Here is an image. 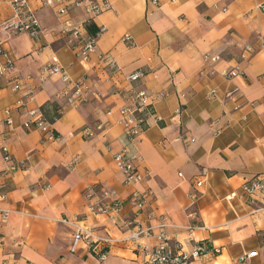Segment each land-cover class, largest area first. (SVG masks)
Returning <instances> with one entry per match:
<instances>
[{"label":"crops","instance_id":"obj_1","mask_svg":"<svg viewBox=\"0 0 264 264\" xmlns=\"http://www.w3.org/2000/svg\"><path fill=\"white\" fill-rule=\"evenodd\" d=\"M11 1L0 0V20L10 15ZM110 3L90 27H105L98 52L115 60L114 72L95 54L88 61L76 57L57 33L54 10L36 1L44 34L35 40L0 33L15 74L27 77L19 92L0 89V133L6 132L13 159L24 163L9 170L0 149V264H148L122 243L110 245L103 261L82 243L71 251L74 228L63 219L79 221L97 237L116 238L126 236L135 221L155 225L162 219L164 231L184 249L192 238L211 247L190 264H264V212L254 211L258 205L248 204L242 190L245 180L264 173V0ZM72 16L82 17L80 11ZM125 33L132 46L121 40ZM53 60L68 83L60 75L38 79L39 68ZM232 68L240 75L225 78ZM134 71L142 74L130 82L126 76ZM12 74L0 77V87ZM28 88L34 90L30 100ZM130 88L153 97L148 126L131 145L149 175L134 187L124 185L113 159L124 145L120 91ZM77 91L81 103L69 104ZM48 103L60 110L50 125L53 139L23 127L30 110L52 111ZM5 108L11 127L4 124ZM134 189L152 193L151 220L127 201ZM92 191L96 195L88 200ZM104 191L124 204L109 214L92 213L89 204ZM251 251L258 254L243 259Z\"/></svg>","mask_w":264,"mask_h":264},{"label":"built area","instance_id":"obj_2","mask_svg":"<svg viewBox=\"0 0 264 264\" xmlns=\"http://www.w3.org/2000/svg\"><path fill=\"white\" fill-rule=\"evenodd\" d=\"M39 6L50 7L54 10L59 21V29L57 31L59 37L64 44L78 57L81 61H88L92 55H96L99 62L103 63L111 71H117L115 60L107 53L98 52V39L104 32L103 25H97L95 33L88 30L93 26L95 19L104 11L111 8L110 0H33ZM32 0H12L10 2V15L0 20V33L7 36L17 33H26L31 38L37 40L45 29L41 27L39 20L35 14ZM156 3V0H152ZM264 10V5L261 7ZM73 11H80L82 16L75 19L72 16ZM121 40L127 46L133 45L131 35L125 33ZM0 56L3 63L0 64V77L7 73H13L6 84L1 88H7L12 92H19L25 88L27 77L15 74V60L10 52L0 47ZM215 60V58H212ZM140 71H134L126 76L130 82L137 81L141 76ZM52 75H60L62 80L68 83L69 77L65 69L56 61H47L39 68L38 79L44 81ZM227 79H231L240 75L238 68H232L223 72ZM33 88H28L25 97L33 99ZM213 93V91H212ZM75 96L68 99V103L78 105L81 103L79 92H75ZM121 97L125 103L119 109L120 119L118 123L122 127L124 145L122 149L113 155L116 167L123 175V183L127 186L139 185L148 175V169L141 170L139 167L140 157L131 150L132 142L141 135L147 128L148 117L153 115V97L145 89L130 88L120 91ZM4 124L8 127L12 125L10 117V109H4ZM60 115V110L58 111ZM29 118L23 123L25 129H39L48 139H53L55 133L50 129L51 123L47 121L41 111L30 110ZM85 133L92 135L90 128H86ZM6 132L0 133V149L2 151L3 160L9 164V170H17L22 168L23 162H17L11 156L8 146L5 142ZM202 179H197L196 187H201ZM243 193L247 196L248 204H257L254 211L264 212V173L255 175L242 184ZM96 192L92 191L88 194L87 199H93ZM153 195L147 189H134L129 195L127 201L136 209L137 214H143L147 220H151L153 215L150 205ZM124 200L114 197L112 192H102V199L95 200L89 204V210L95 214H109L121 208ZM4 214L8 211L4 210ZM63 223L70 224L74 228L73 243L70 250L74 251L78 243L86 246L88 253L96 257L99 261H103L108 252L110 245L115 243L127 244L130 246L131 252L135 259H139L143 263L148 264H190L192 260L203 256L211 250L205 242L192 238L189 250L183 248L178 240H173L164 231L166 223L162 219L157 220V224L143 225L139 221L133 222L129 228L128 234L124 237L116 238L110 235L105 237H97L92 228L84 226L79 221L62 220ZM191 231V228H189ZM157 230V234H154ZM144 238H155L153 242H145ZM217 252V250L215 251ZM257 251H251L243 255V259L255 257ZM264 254V253H263ZM14 264H17L16 262Z\"/></svg>","mask_w":264,"mask_h":264},{"label":"trees","instance_id":"obj_3","mask_svg":"<svg viewBox=\"0 0 264 264\" xmlns=\"http://www.w3.org/2000/svg\"><path fill=\"white\" fill-rule=\"evenodd\" d=\"M89 31L91 33H94L95 32V29L94 27H89ZM52 107V111L48 112L45 107H42L40 110L41 112L43 113L45 119L47 121H49L50 123L54 122L56 119L59 118V114H58V106L52 104V103H48L47 106H50Z\"/></svg>","mask_w":264,"mask_h":264}]
</instances>
